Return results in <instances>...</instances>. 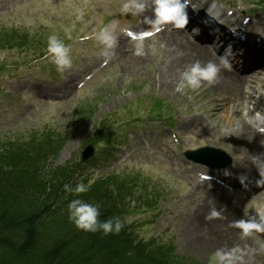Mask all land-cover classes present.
<instances>
[{"label":"rangeland","instance_id":"374dc122","mask_svg":"<svg viewBox=\"0 0 264 264\" xmlns=\"http://www.w3.org/2000/svg\"><path fill=\"white\" fill-rule=\"evenodd\" d=\"M121 1L124 2V0H8L7 3H0V30L15 29L20 33L43 30L46 38L56 34L65 43L71 44L73 58L71 68L58 72L45 54L38 58L36 53H24L17 50L0 51V74L2 75L0 77V142L15 136L28 141L30 136L49 132L52 139L62 136L65 140L64 146L53 162V166H57L66 162L71 164L78 162L84 143L91 138L98 122L105 119L106 125L112 129V136L122 134L118 143L123 145L127 142L124 133L131 134L135 147L139 146L140 133L143 139L146 136L167 134L161 121L147 115L151 101L161 100L163 104L161 110L167 111L169 108L173 117L183 113V107L188 105L181 101L182 93L175 91L176 84L172 86L170 92L161 93L158 90L154 74L151 73L153 67L157 68V66L151 60L144 63L146 65L143 70L140 68L128 73L121 72L124 61L108 65L95 74L86 86L77 92H72L73 85L81 76H84L83 74L86 75L90 73V70L95 69L94 65L101 60V56L98 54L99 48L94 38L84 45L73 44V41L67 42V40L94 33L103 23L114 18L119 20V26L135 24L136 19L133 15L121 14L120 7L123 3ZM236 2L239 3V0ZM241 2H249V0H241ZM77 9L84 11L81 19L76 18ZM262 10L264 11V7ZM66 28L71 31L70 37L65 33ZM158 40L159 37H156L145 42V52L152 55ZM44 44L47 45V41ZM96 56L99 57L94 60ZM1 66L5 68L1 69ZM88 68L91 69L88 71ZM71 72L72 74L77 72V78L66 79L69 85L68 96H62L51 102L35 101L38 99L36 88L52 92L53 85L59 83ZM198 91L187 92L193 94ZM250 106L264 110V101L252 102ZM133 109L136 110L135 117H139L136 123L132 122ZM252 110L255 112L254 108ZM213 122V125H219L222 130L226 124V121L221 118ZM156 126H160L161 129L153 130ZM219 140L223 142V145L217 148L224 150L233 159L234 150L224 148L229 145L228 140L225 138ZM248 142L251 141L242 139L240 143H237L239 146L236 150L243 148L248 152V146H245ZM205 145L211 146V143L204 138L200 144L190 143L188 149ZM129 146H127L128 152ZM104 148L106 147L100 141L94 144V150L97 149V153H102ZM172 148L173 154L179 156L175 147ZM118 154V158L122 157L123 151ZM116 159L117 157H114L113 163ZM179 159H176L177 164H180L177 162ZM107 161L101 160L97 165L89 162L83 164L84 176L90 174L96 178L98 175L110 172ZM161 161L159 158L150 160L148 156H135L120 169L121 171L128 169L129 172L151 178L152 184L161 187L162 198L157 202V217L149 221L152 219L149 213H139L128 216L127 221L135 223L139 235L147 240L154 236L163 241L173 240V256L180 257L184 264H209L210 254L215 249L198 253L181 246L182 242L179 241L178 230L175 228L193 207V204L190 203L188 206L189 202L182 200L190 195L191 188L183 176H177L178 171L171 173L167 165L170 163L169 160L167 163ZM151 183H149L150 186ZM260 192L259 198L250 200L245 205L241 213L242 217L252 214L256 208L263 207L264 189ZM155 213L156 211L153 214ZM252 237L257 240L260 236L256 234ZM244 264H264V247L256 257Z\"/></svg>","mask_w":264,"mask_h":264},{"label":"trees","instance_id":"16d2710c","mask_svg":"<svg viewBox=\"0 0 264 264\" xmlns=\"http://www.w3.org/2000/svg\"><path fill=\"white\" fill-rule=\"evenodd\" d=\"M44 36V32L0 30V50L37 48ZM62 144L60 137L51 139L48 134L0 142L1 264H184L170 246L146 242L125 224L118 234L78 230L67 212L68 202L77 194L63 188L65 183H77L75 167L47 164L58 156ZM131 182L126 173L111 175L78 195L100 206L99 219H122L133 195Z\"/></svg>","mask_w":264,"mask_h":264},{"label":"bare ground","instance_id":"6f19581e","mask_svg":"<svg viewBox=\"0 0 264 264\" xmlns=\"http://www.w3.org/2000/svg\"><path fill=\"white\" fill-rule=\"evenodd\" d=\"M4 2L7 3L8 0ZM151 15L150 8L137 15L141 20L139 25H144V17ZM199 30L196 34L187 27L169 32L164 30L159 35L154 53L150 55L145 52L142 56L134 55L129 50L131 44L121 35L115 49V56L111 58L110 62L124 61L121 67V72L124 73L133 72L140 68L143 70L146 65L145 62H154L157 68L154 66L151 73L156 79V87L160 92L167 93L178 82L180 72L189 64L196 60H200L202 63L211 60L219 64L220 55L224 53L227 47L231 46L230 41L221 36L222 28L216 27L209 30L207 27L199 26ZM215 39L218 40L217 45H215ZM231 50L232 53L238 51L235 46H231ZM238 54H242L244 57L242 66L235 67L232 65L231 69L221 67L216 83L211 86L205 84L201 87L208 90V98L204 106L210 110L209 117L212 120L217 118L225 120L224 129H220L219 125H213V121L209 125H205L202 119L189 115L185 116L184 120L185 125L194 131L199 129L195 142L202 138L201 134L204 131L209 132L212 138L215 135L229 137L232 147H235L242 139H250L251 142L246 145L248 146L247 150L254 153L256 158L237 157L238 167L236 169L251 171L254 176H258L260 173L258 167L260 162L264 161V133H258L246 123H242V127L235 130H233V125L245 109L248 110L249 114L253 112L252 108L255 111L259 110L250 105L252 101H257L261 97L264 98V44L256 47H245ZM241 73L246 74L242 76ZM61 89L65 93L68 87L65 84ZM191 179L196 185V189H200L203 181L194 177ZM211 182L212 188L205 194L201 195L199 191L191 189L190 195L182 199L186 203L193 204V207L186 218L180 222L178 238L182 242L181 246L200 253L205 250L231 248L238 245L249 251L244 263L248 262L263 249L264 234L259 233L260 237L257 240L252 236L241 239L239 229L232 227L231 224L232 221L242 217L241 213L248 201L259 198L260 191L264 186L258 189V193L254 191L253 195H247L244 192L236 191V187H239L236 181L231 182L230 190L224 189L216 181ZM250 185L253 186L251 183ZM212 206L221 210L222 217L206 221L204 216Z\"/></svg>","mask_w":264,"mask_h":264},{"label":"clouds","instance_id":"9594fccd","mask_svg":"<svg viewBox=\"0 0 264 264\" xmlns=\"http://www.w3.org/2000/svg\"><path fill=\"white\" fill-rule=\"evenodd\" d=\"M191 0H124L120 7L122 15L131 13L140 15L151 9L152 15L145 16L144 21L149 27L144 31H133L130 27L120 28L119 20L112 19L103 23L98 31L93 33L98 45V54L104 57L103 63L107 64L114 54L118 44L120 34L126 35L133 43L134 55L142 56L145 54V41L148 37L156 36L159 32L168 29H185L188 24L187 6ZM217 7V0H212L206 11L211 15V9ZM84 15L83 9H77L76 18L81 19ZM119 29V31H118ZM65 33L71 36L70 29L66 28ZM93 36L85 35L82 39H91ZM71 44L59 38L56 34L47 37L46 58L55 65L58 72H64L73 65L71 55ZM233 55L231 46L227 47L220 55L219 64L214 61L202 63L196 60L184 68L179 74V80L175 85V91L185 93L186 91H198L202 86L216 83L221 67L231 69L232 62L230 57ZM246 123L254 128L258 133H264V110H256L249 114L245 109L233 125V130L242 127ZM202 179L206 176L202 175ZM241 183L244 177L241 176ZM93 181L87 183L80 181L72 186L65 183L63 188L66 192L77 194L67 204L68 220L78 229L85 232H101L103 235L118 234L124 227L126 220L120 217H110L104 220L99 219L101 215L100 206L81 199L78 194L88 191ZM257 184H264V172L260 173ZM222 217V212L215 206L210 207L204 216L206 221H212ZM232 227L239 229L241 239L264 233V207L256 208L254 212L246 217L232 221ZM264 247V246H262ZM249 255L246 248L234 246L231 248H217L210 254L209 264H244L245 257Z\"/></svg>","mask_w":264,"mask_h":264},{"label":"water","instance_id":"95a60500","mask_svg":"<svg viewBox=\"0 0 264 264\" xmlns=\"http://www.w3.org/2000/svg\"><path fill=\"white\" fill-rule=\"evenodd\" d=\"M93 153V149L91 145H88L81 154V160L85 161L87 160Z\"/></svg>","mask_w":264,"mask_h":264}]
</instances>
